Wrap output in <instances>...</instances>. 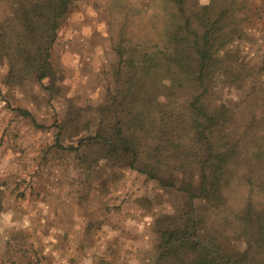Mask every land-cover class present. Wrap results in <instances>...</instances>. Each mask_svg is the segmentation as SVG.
Wrapping results in <instances>:
<instances>
[{
	"label": "rangeland",
	"instance_id": "374dc122",
	"mask_svg": "<svg viewBox=\"0 0 264 264\" xmlns=\"http://www.w3.org/2000/svg\"><path fill=\"white\" fill-rule=\"evenodd\" d=\"M237 1L242 29L219 49L234 55L236 68L217 72L215 97L246 114L249 100L258 98L261 112L264 0ZM169 3L72 0L52 49L54 73L46 80L52 91L34 78L6 82L9 62L0 57V264H158L159 219L187 201L178 188L182 174L174 175L176 185L164 186L125 162L109 160L105 142L93 136L99 106L120 88L117 71L123 70V79L129 69L119 49H127L125 58L134 56L136 64L148 55L161 58ZM9 7L10 0H0V16ZM138 84L144 90L156 86L157 92L171 86L162 68ZM160 99L165 97L150 100ZM248 191L247 185L233 191L235 210L244 206ZM253 197L264 209V191ZM221 214H212L209 223L225 227L221 248L241 253L248 247L252 264H264V250L246 241L239 220L221 223Z\"/></svg>",
	"mask_w": 264,
	"mask_h": 264
},
{
	"label": "trees",
	"instance_id": "16d2710c",
	"mask_svg": "<svg viewBox=\"0 0 264 264\" xmlns=\"http://www.w3.org/2000/svg\"><path fill=\"white\" fill-rule=\"evenodd\" d=\"M169 1L161 58L148 55L136 64L134 56L125 58L127 49H119L121 64L129 69L123 79V70L117 71L120 88L99 106L93 138L105 142L109 160L125 162L164 186L176 185L174 175L182 174L178 188L187 201L174 215L159 219L158 264H252L248 247L241 253L221 248L226 224L222 230L209 225L211 215L222 210L221 223L239 220L237 229L246 241L264 250V209L253 197L256 190L264 191V109L258 112V98H248L246 114L215 97L217 72L236 68L234 55H221L219 49L242 29L238 1ZM71 5L72 0H10L0 16V57L9 62L6 82L34 78L53 90L46 83L54 73L52 49ZM233 22L237 29H227ZM158 68L171 86L164 92L156 86L142 89L139 81L146 82ZM160 96L165 100L151 102ZM242 185L249 191L237 211L231 195Z\"/></svg>",
	"mask_w": 264,
	"mask_h": 264
},
{
	"label": "clouds",
	"instance_id": "9594fccd",
	"mask_svg": "<svg viewBox=\"0 0 264 264\" xmlns=\"http://www.w3.org/2000/svg\"><path fill=\"white\" fill-rule=\"evenodd\" d=\"M202 2H203V0H202Z\"/></svg>",
	"mask_w": 264,
	"mask_h": 264
}]
</instances>
